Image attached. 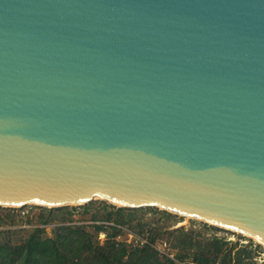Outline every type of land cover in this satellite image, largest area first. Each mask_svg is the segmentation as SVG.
I'll return each mask as SVG.
<instances>
[{"label": "water", "instance_id": "95a60500", "mask_svg": "<svg viewBox=\"0 0 264 264\" xmlns=\"http://www.w3.org/2000/svg\"><path fill=\"white\" fill-rule=\"evenodd\" d=\"M97 198L264 245V0H0V205Z\"/></svg>", "mask_w": 264, "mask_h": 264}, {"label": "rangeland", "instance_id": "374dc122", "mask_svg": "<svg viewBox=\"0 0 264 264\" xmlns=\"http://www.w3.org/2000/svg\"><path fill=\"white\" fill-rule=\"evenodd\" d=\"M61 225L86 231L98 250L110 249L120 235V243L128 248L124 262H128L136 248L154 249L153 244L167 241L179 259L202 264H264V245L253 238L156 206L127 208L99 198L60 207L0 205L2 243L21 245L37 231L43 238L53 237L56 227ZM130 233L146 238L147 243L124 242Z\"/></svg>", "mask_w": 264, "mask_h": 264}, {"label": "trees", "instance_id": "16d2710c", "mask_svg": "<svg viewBox=\"0 0 264 264\" xmlns=\"http://www.w3.org/2000/svg\"><path fill=\"white\" fill-rule=\"evenodd\" d=\"M148 247L134 249L124 262L128 250L124 243L114 242L110 249L98 250L86 231L61 225L53 237L43 238L37 231L21 245L0 242V264H173L170 259H159Z\"/></svg>", "mask_w": 264, "mask_h": 264}, {"label": "built area", "instance_id": "2783aa9c", "mask_svg": "<svg viewBox=\"0 0 264 264\" xmlns=\"http://www.w3.org/2000/svg\"><path fill=\"white\" fill-rule=\"evenodd\" d=\"M119 236L117 237V242L116 244L122 242L119 241ZM142 245H144L145 243H147V239L143 238V237H136L133 233H130L128 235V238L124 241L127 243H133V242H138ZM154 250L156 251V253L160 256V257H165L167 259H170L172 261L173 264H199V262L192 260V259H179L175 252L172 250V248L170 247V245L167 243V241H160L157 244H153L152 245Z\"/></svg>", "mask_w": 264, "mask_h": 264}, {"label": "bare ground", "instance_id": "6f19581e", "mask_svg": "<svg viewBox=\"0 0 264 264\" xmlns=\"http://www.w3.org/2000/svg\"><path fill=\"white\" fill-rule=\"evenodd\" d=\"M188 217V216H187ZM256 241V239H254ZM258 242V241H257Z\"/></svg>", "mask_w": 264, "mask_h": 264}]
</instances>
